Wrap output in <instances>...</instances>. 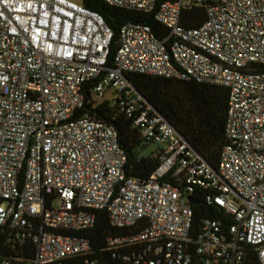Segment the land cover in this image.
I'll return each mask as SVG.
<instances>
[{"label":"built area","instance_id":"2783aa9c","mask_svg":"<svg viewBox=\"0 0 264 264\" xmlns=\"http://www.w3.org/2000/svg\"><path fill=\"white\" fill-rule=\"evenodd\" d=\"M165 28L112 31L72 0H0V264H264V0H104ZM205 8L187 28L183 13ZM227 89L216 168L127 74ZM131 119L158 165L125 174L114 125L79 115L86 92ZM189 198L219 215L199 222ZM57 202L58 206L54 207ZM104 215L112 233L87 236Z\"/></svg>","mask_w":264,"mask_h":264},{"label":"trees","instance_id":"16d2710c","mask_svg":"<svg viewBox=\"0 0 264 264\" xmlns=\"http://www.w3.org/2000/svg\"><path fill=\"white\" fill-rule=\"evenodd\" d=\"M82 7L98 13L112 31L107 67L113 66L118 46L119 30L126 21L149 25L157 34L165 28L151 15L112 7L104 0H72ZM205 21V8L193 6L184 11L181 24L187 28L197 27ZM131 84L138 92L176 128L186 141L213 168H216L223 146L227 143L225 122L227 111V89L222 86H210L194 81H182L146 74H127ZM79 115L88 114L96 119L114 125L119 144L126 155L125 174L128 177L144 179L158 165V152L142 155L147 144L136 129L132 128L131 119L119 113L109 101H95L89 91ZM192 206L194 219L199 222L206 215H219L214 207H206L204 202L195 198ZM112 233L107 226L105 216L99 215L97 225L85 234L93 241H100ZM246 264H260L253 247L246 248Z\"/></svg>","mask_w":264,"mask_h":264},{"label":"rangeland","instance_id":"374dc122","mask_svg":"<svg viewBox=\"0 0 264 264\" xmlns=\"http://www.w3.org/2000/svg\"><path fill=\"white\" fill-rule=\"evenodd\" d=\"M113 97H114L113 92L112 91H108L107 94H106V98L109 100V99H111ZM157 147H158L157 144L147 143V144H145V147L143 148L141 154L144 155V156L151 155V154H153V153H155L157 151V149H158ZM57 206H58V203L55 202L54 203V207H57Z\"/></svg>","mask_w":264,"mask_h":264},{"label":"water","instance_id":"95a60500","mask_svg":"<svg viewBox=\"0 0 264 264\" xmlns=\"http://www.w3.org/2000/svg\"><path fill=\"white\" fill-rule=\"evenodd\" d=\"M189 201H190L192 204H195V203H196L192 198H189Z\"/></svg>","mask_w":264,"mask_h":264}]
</instances>
